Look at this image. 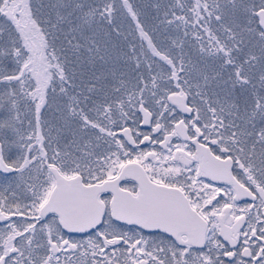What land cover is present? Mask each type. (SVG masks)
I'll use <instances>...</instances> for the list:
<instances>
[{
  "label": "snow or ice",
  "instance_id": "obj_1",
  "mask_svg": "<svg viewBox=\"0 0 264 264\" xmlns=\"http://www.w3.org/2000/svg\"><path fill=\"white\" fill-rule=\"evenodd\" d=\"M0 264H264V0H0Z\"/></svg>",
  "mask_w": 264,
  "mask_h": 264
}]
</instances>
